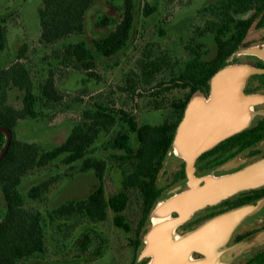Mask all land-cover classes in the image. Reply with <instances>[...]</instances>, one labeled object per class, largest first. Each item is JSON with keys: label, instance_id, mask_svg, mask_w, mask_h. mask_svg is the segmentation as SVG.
<instances>
[{"label": "trees", "instance_id": "1", "mask_svg": "<svg viewBox=\"0 0 264 264\" xmlns=\"http://www.w3.org/2000/svg\"><path fill=\"white\" fill-rule=\"evenodd\" d=\"M112 2L120 4L117 8L120 12L118 20L101 15L94 22L97 28L107 29V33L92 40L91 46L78 40L64 45L61 50L54 49V59L58 64L82 70L88 78H92L95 77L96 57L111 58L127 47L134 27L136 2L107 0V3ZM93 3L94 0H42L37 12L39 42L51 46L69 37L82 35L86 13ZM156 10V5L145 3L142 15L149 17ZM197 14L202 24L190 30L193 37L183 46L188 60L181 62L165 51L152 53L148 50L126 74L123 84L117 87L126 100L146 97L153 100L155 110L166 109V117L158 125H138L133 113L124 107L117 108L113 102L96 99L84 105L79 121L65 140L44 151L35 144L16 140L14 128L19 121L40 120L66 107L64 95L55 85L53 70L48 69L44 79L34 82L30 69L22 61L25 50L8 67H0V127L11 132L10 144L0 161V192L5 205L0 216V264H19L46 253L41 215L34 209L24 207L18 187L28 173L45 168L57 160L65 166L79 164L80 173L92 171L98 185L87 198L68 201L51 211L50 215L60 220L102 222L111 212L114 226L130 232L131 226L122 213L129 201L127 191L133 189L141 200V210L134 238L129 243L133 250L140 247V236L146 229L149 215L166 188L159 186V178L164 174V161L187 103L195 94L207 96L211 77L226 66L228 58L243 46L249 30L263 27L264 0H216L202 6ZM188 22L191 24V21ZM5 23L1 18L0 54L7 46ZM204 36H211L213 41L214 55L208 59L205 58L207 51L203 50L204 43L198 41ZM256 67L263 68L260 64ZM253 80H258L264 87V75L253 76L248 82ZM11 87L23 93L21 109H15L6 102L7 91ZM174 90L183 91V96L171 98L165 104V94ZM245 93L252 94L249 88H245ZM79 102L82 103L81 100ZM114 129V135L103 148L120 154L109 155L105 159L96 157L94 145L100 136L108 135ZM259 130L260 126L230 136L211 151L200 155L196 163L206 155L233 144H240L241 148L248 146L252 136L255 141L261 138ZM130 135H134L135 149L130 146ZM4 141V135L0 134V150ZM107 160L118 163L121 169V191L108 198L103 187ZM183 180L184 164L181 163L171 179V186ZM52 184V180H46L32 186L27 191V197L34 201L43 200ZM90 244L88 233L83 234L77 242L81 251L87 250Z\"/></svg>", "mask_w": 264, "mask_h": 264}, {"label": "rangeland", "instance_id": "2", "mask_svg": "<svg viewBox=\"0 0 264 264\" xmlns=\"http://www.w3.org/2000/svg\"><path fill=\"white\" fill-rule=\"evenodd\" d=\"M214 1L216 0H135V22L127 47L111 58L96 57L93 70L95 77L88 78L82 70H74L58 64L54 59L53 50H61L64 45L78 40H83L91 46L92 40L102 37L108 31L94 25L96 18L107 15L118 20L120 14L117 10L120 7L118 2L107 3V0H94L86 13L82 35L69 37L55 45L44 46L39 42L40 26L37 13L42 0H0V19L5 20L7 29V46L0 54V67H8L25 50L22 61L30 69L34 82H40L46 76L47 70L52 69L55 85L64 95L66 106L61 107L62 111L59 112L57 109V112L49 113L50 116L40 120L26 119L17 122L14 138L21 142L35 144L44 151L50 150L65 140L71 128L79 121L84 105L96 99L113 102L117 108L124 107L125 110L133 113L138 125L160 124L166 117V109L155 110L153 100L146 97L134 101L126 100L125 96L117 91V87L123 84L126 74L148 50L152 53L165 51L181 62L188 60L189 57L185 54L183 46L190 41V30L202 24L197 12L202 6ZM145 3L157 6L156 12L149 17L142 15V6ZM188 21H191V24ZM184 22L186 23L182 25ZM198 41L205 45L203 49L207 51L205 58L208 59L214 55L211 36H204ZM263 43L264 35L261 30L251 28L240 51L258 47ZM258 63L264 64V61L248 53L233 55L227 62L228 65L245 64L254 67ZM183 94L184 92L180 90L169 92L164 96V103L166 104V101L171 98H181ZM257 95L264 96V94ZM22 97L21 91L11 87L7 91L6 102L15 109H21ZM79 100L82 101L81 104ZM260 115L261 113L257 116ZM115 130L108 135L100 136L94 145L96 157L105 159L109 155L120 154V152L103 148L106 141L114 135ZM130 146L133 149L137 146L134 135H130ZM180 161L174 148L171 147L165 158L163 172L176 171L180 167ZM78 166L79 164L65 166L57 160L22 178L18 191L24 199V207L34 209L41 215L46 253L19 264H149L150 257L145 253V237L152 226L151 222L148 223L150 227L146 226L145 231L142 232L141 244L137 250H133L129 243L134 238L141 210V200L133 189L127 191L129 201L122 213L131 226L130 232L114 226L111 212H108L107 218L102 222L60 220L50 215L51 211L68 201L87 198L97 187L98 180L94 173L92 171L80 173ZM195 175L200 177L197 172ZM165 177L166 174L160 176L158 183L160 186ZM46 180H52L53 184L44 199L30 200L27 197V191ZM120 182L119 164L107 160V170L103 180L104 194L107 198L121 191ZM172 187H179V192L186 190V180ZM257 205L261 206L262 201ZM258 206L251 207V212L254 213ZM4 207L0 192V216L3 214ZM184 228L185 224L177 231L182 233ZM85 233L90 235L91 244L87 250L81 251L77 242Z\"/></svg>", "mask_w": 264, "mask_h": 264}, {"label": "water", "instance_id": "3", "mask_svg": "<svg viewBox=\"0 0 264 264\" xmlns=\"http://www.w3.org/2000/svg\"><path fill=\"white\" fill-rule=\"evenodd\" d=\"M260 30L264 35V25ZM240 48L228 60L233 55L248 53L264 61V43L244 51ZM256 75H264V69L227 64L211 77L207 96L195 94L187 103L171 144L180 163L184 164L187 189L179 192V187L173 188L168 193L170 197L160 200L152 209L149 216L152 226L145 237L149 264H224L230 259V253L220 249L250 208L218 215L189 232L177 230L201 209L264 184V162L230 175L224 172L230 170L232 164L222 166L217 171L223 173L219 176L195 175L200 155L248 129L255 116L264 114L254 109L264 103V96L245 93L248 80ZM0 134L5 137L0 150L1 161L10 144L11 132L0 127ZM175 172L170 171L161 185L170 182ZM193 254L202 258L194 259Z\"/></svg>", "mask_w": 264, "mask_h": 264}, {"label": "flooded vegetation", "instance_id": "4", "mask_svg": "<svg viewBox=\"0 0 264 264\" xmlns=\"http://www.w3.org/2000/svg\"><path fill=\"white\" fill-rule=\"evenodd\" d=\"M258 64L263 66L262 69H264V64ZM245 88H249L252 94H264V87L259 84L258 80L248 82ZM254 109L256 111H264V103ZM255 117L248 129L260 126L258 135L261 138L255 141L253 140L254 136H252L250 138L252 142L246 147L241 148L240 144H233L232 146L224 147L216 153L206 155L201 161L196 163L198 176L202 177L219 171L222 166L227 164H232V168L226 172L234 174L247 167L264 162V114ZM164 174L167 175L168 173L165 172ZM163 187L166 188L162 192L160 200L170 197L168 193L175 188L171 186V180L169 183H165ZM261 201L262 205H257L258 208L254 213L250 211L237 222L220 250L230 253V259L224 264H264V184L254 189L250 188L239 192L211 207L201 209L185 224V228L181 232H189L218 215L245 208H256V204ZM146 226L150 227V224H146ZM194 257L201 258V256L196 254H194Z\"/></svg>", "mask_w": 264, "mask_h": 264}, {"label": "crops", "instance_id": "5", "mask_svg": "<svg viewBox=\"0 0 264 264\" xmlns=\"http://www.w3.org/2000/svg\"><path fill=\"white\" fill-rule=\"evenodd\" d=\"M224 172V171H223ZM213 173V175H215V176H219V175H222V174H219V173H217V171L216 172H212ZM210 174V173H209ZM224 174H227V175H230L229 173H227V172H224ZM233 174V173H232ZM235 174V173H234ZM208 175V174H207ZM203 177V176H202ZM232 232V231H231ZM197 255V254H196ZM199 256V255H198ZM194 259H199V258H197V257H194V254H193V256H192ZM201 258H202V256H201Z\"/></svg>", "mask_w": 264, "mask_h": 264}]
</instances>
